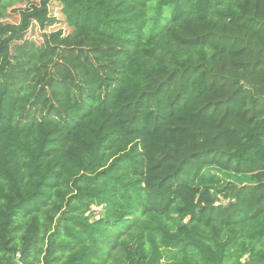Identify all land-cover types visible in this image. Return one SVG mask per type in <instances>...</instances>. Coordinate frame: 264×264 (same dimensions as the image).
<instances>
[{
	"label": "trees",
	"instance_id": "1",
	"mask_svg": "<svg viewBox=\"0 0 264 264\" xmlns=\"http://www.w3.org/2000/svg\"><path fill=\"white\" fill-rule=\"evenodd\" d=\"M33 1L0 0V264H264V0Z\"/></svg>",
	"mask_w": 264,
	"mask_h": 264
},
{
	"label": "rangeland",
	"instance_id": "2",
	"mask_svg": "<svg viewBox=\"0 0 264 264\" xmlns=\"http://www.w3.org/2000/svg\"><path fill=\"white\" fill-rule=\"evenodd\" d=\"M40 0H34L33 2L35 4H38ZM26 3H18L16 7H24ZM50 14L56 16L59 20H61V15L59 14L58 10L54 5L50 6L49 8ZM18 22V17L15 14H10L8 17L0 20V25H6V24H16ZM64 30L66 33L68 30L66 29V26L62 23H59L58 25H54L52 27H48L45 29V31H41L38 27H32L29 32L26 35V42L24 43L27 48H30L31 46L40 45L42 43V33H49L54 32L57 30ZM2 35L0 34V40L2 39ZM14 57L12 59V64L15 66L18 65V68L21 67L23 58L22 54H24V49L22 46H18L12 50ZM15 69V68H14ZM95 212L99 211V208H92Z\"/></svg>",
	"mask_w": 264,
	"mask_h": 264
},
{
	"label": "built area",
	"instance_id": "3",
	"mask_svg": "<svg viewBox=\"0 0 264 264\" xmlns=\"http://www.w3.org/2000/svg\"><path fill=\"white\" fill-rule=\"evenodd\" d=\"M17 258H19V255H16Z\"/></svg>",
	"mask_w": 264,
	"mask_h": 264
}]
</instances>
